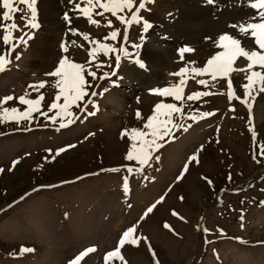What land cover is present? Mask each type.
Here are the masks:
<instances>
[{
  "label": "rangeland",
  "instance_id": "1",
  "mask_svg": "<svg viewBox=\"0 0 264 264\" xmlns=\"http://www.w3.org/2000/svg\"><path fill=\"white\" fill-rule=\"evenodd\" d=\"M133 2L131 11L118 14L131 17L139 5V0ZM49 3L53 10L45 8ZM76 4L88 7L87 0H36L38 27L32 28L25 26L30 17L26 5L16 0L13 7L24 11H9L13 19L5 21L6 9L0 0V55L11 60L7 70L0 72V99L15 98L0 104V111L4 107L25 111L28 105H21L18 98L28 93L26 99L43 95L40 110L54 115L59 108L48 111L49 105L62 106L64 101L62 96L55 99L59 77L46 73L52 72L62 57L95 71L97 77L110 74L93 80L84 73L93 85L88 92L103 94L92 99L97 107L88 106V111L95 112L93 116L72 106L70 110L80 118L65 128H59V118L53 124L39 112H33L31 124L0 120V169H4L0 172V264H69L88 247L96 251L78 264H106V253L114 251L122 232L138 221L136 233L129 238L137 243H126L120 249L123 259L110 257L107 264H264V155L259 154L264 145V93L254 86V99L248 98L252 104L249 112L241 102V85L248 82V73L232 71L213 80L210 73L191 72L193 67H205L214 53L224 51L212 42L221 34L238 37L230 25L258 22L250 21L257 10L246 0H215L211 5L207 0H154L140 11L141 22L127 27L110 12L97 15L102 9L94 7L91 17L100 23L97 27ZM109 19L113 27L105 26ZM145 21L150 24L147 31L142 27ZM13 22L19 28L9 31L5 44V27ZM113 30H120L116 40L101 39ZM84 33L117 49L123 46L132 55L121 56L117 68L116 53L105 56L83 38ZM136 44L140 47H133ZM184 46L193 51L181 60L177 50ZM242 46L253 48V39H242ZM90 49L97 50L94 58L89 56ZM147 50L166 56L165 61L147 58ZM248 63L238 57L233 68H246ZM97 64L103 66L97 68ZM181 68L188 69L182 74V101L150 91L178 84L181 76L171 74ZM252 71L264 70L254 67ZM201 79L207 87L198 83ZM229 80L240 100H228ZM41 81L48 83L38 92L28 87ZM204 91L214 94L187 101L188 95ZM161 102L183 104L185 112L193 115H214L193 121L179 120L174 114V120L183 123L187 131L172 129L174 139L159 141L163 146L153 152L143 172L130 174L128 167H140L135 160H126L131 129L148 132L143 125L154 105ZM64 119L67 122L72 117ZM60 148L66 150L55 155ZM193 154L198 161L183 171ZM13 161L18 163L13 166ZM116 168L120 171H111ZM161 197L162 202L156 204ZM153 204L156 207L144 217ZM22 247L35 251L21 254Z\"/></svg>",
  "mask_w": 264,
  "mask_h": 264
},
{
  "label": "snow or ice",
  "instance_id": "2",
  "mask_svg": "<svg viewBox=\"0 0 264 264\" xmlns=\"http://www.w3.org/2000/svg\"><path fill=\"white\" fill-rule=\"evenodd\" d=\"M16 2V0H2V6L6 11L3 12V20L7 21L9 19H13L9 15V11L12 12H23L24 9L22 8H16L13 7V4ZM71 3L72 0H69ZM248 6L253 9L257 10L255 15L250 17V21H258V22H247V23H240L235 25H230V27L236 29L238 31V37H233L229 34H221L217 40L212 41L213 45L215 47L223 48L224 51L222 52H216L209 59L206 61V66L202 68H195L193 67L191 69L192 73H195L197 75L210 73L213 80L219 77H227L230 72L232 71H241L246 72L248 75L246 76L247 83L242 84L241 87L243 89V99L242 103H245L249 109V112H251L252 104L248 103V98L254 99V86H258V90L260 93H264V71H252L254 67H258L261 70H264V0H246ZM18 3L26 5L27 9L30 12L29 17V23L25 26L36 28L38 27V24L35 23L36 18V9L34 7L36 0H18ZM148 3H154V0H139V5L136 7L135 11L132 12L131 17H126L124 15H119L118 13L123 12L125 9H128L131 11L134 6L133 0H87L88 7L86 8H80L79 4L75 5V8L79 10L83 15H85L89 22L92 24H95L97 27L101 26L100 23L91 17V10L94 7H99L102 9V11L96 13L99 16H103L104 13L110 12L112 16L116 17L117 20H119L122 24H130V23H140L141 17L139 16V13L141 10L145 9L146 5ZM208 4H214L215 0H207ZM65 18L68 19L67 14L65 15ZM21 19H24V16H21ZM107 27H113L112 20H108L106 25ZM142 27L145 31L150 27V24L145 21L142 24ZM19 26L13 22L11 25L5 27V35L3 37L4 43L7 44L9 42V31L18 29ZM127 29H125V35L123 36V40L126 42L128 40V36L126 34ZM74 34H79L78 32ZM120 35V30H113L105 37L101 38L102 40H116L117 37ZM83 38L88 41L90 44L97 45V50H102L103 54L105 56H108L110 53H116V67H119L120 61H121V54L123 56L128 57L132 55L128 52V50L121 46L119 49L109 46L106 43H101L100 39H90L89 34L84 33ZM207 40H212L211 37H207ZM242 39H253V48H248L247 46H242ZM20 41L23 43L24 39L23 37L20 38ZM135 48H139L140 45L136 44L133 45ZM13 48H15V45H13ZM63 50L66 52L68 49L66 46L62 45ZM259 49V51L257 50ZM97 50H89V56L95 57ZM178 55L180 56V59H184V54L186 52H191L193 49H191L188 46H184L177 50ZM238 57H244L250 63L247 64L246 68H240V69H234L233 64L236 61ZM16 60L20 59V56L17 55L15 57ZM134 62L139 65L141 68L145 67V64L139 60L135 59ZM11 60L7 58V55H0V72L6 71V64H10ZM189 63H195V62H189ZM102 64H97V68L102 67ZM108 67H111V65H108ZM187 68H181L178 72L172 73L171 75L175 76H181V79L179 80L178 84L168 85L164 88H157L150 90L153 94L160 95L162 97H172L175 101H182V88L185 85V80L182 77V74L187 72ZM87 72L88 76H91L93 80L96 79H106L109 77V73H104L103 76L97 77V74L95 71L91 69H86L84 65L71 62L68 60L67 57H62L58 61V66L49 73H46L47 76L50 77H59V80L57 81L56 87L59 89V94L55 95L56 100H60L61 96L63 97V105H58L57 103L53 102L49 105L48 111H52L55 109H58V111L55 112L54 115L49 116L48 112L41 111L40 105L41 101L44 99L43 95H40L37 99H26V93L25 95H22L18 98L19 103L21 105H28V108L20 112L18 108H8L4 107L2 111H0V120H3L5 122H8L9 119L15 120L17 123H19L21 120L28 121L29 124L33 122V112H39L41 116H43L46 120L51 121L53 124L57 123V120L59 118V128H65L68 125L75 122L76 119H79L80 117L73 113L70 109L72 106H75L76 108H79L81 113H86L87 116H93L95 115V112L88 111L89 104L92 105V107H97L94 101L92 100H85V97L92 96L95 97L97 95H102L103 93H97L96 91H91V93L88 92V88L93 87L91 82L87 81L85 78L84 73ZM115 74V73H112ZM255 78V79H253ZM47 81H41L38 84L29 85V88H32L34 91H39L41 88H44L47 85ZM198 83L200 85H203L205 87L208 86L207 82L203 79L199 80ZM214 86V85H213ZM228 91L226 93L227 98L229 101H232L233 99L240 100V96H236L235 92L233 90V84L232 81L229 80L227 83ZM105 92L107 89L104 90ZM210 93L208 91L204 92H194L187 96V101H192L197 99L201 96H208ZM221 95L225 93H220ZM15 99L13 96H5L2 99H0V104H6L9 101H12ZM166 110V111H162ZM234 110V109H231ZM12 113L15 114L12 117H9L8 114ZM176 114L177 119L182 120L184 118L191 119L193 121H196L198 119H203L209 116L214 115L212 112H202L197 115H193L191 113H187L184 110L183 104L178 106L176 103H157L154 105L153 114L147 118L146 123H144L143 128L148 129V132L142 131L140 129H131V135L130 139L132 140V144L126 154V160L127 161H136L140 167L139 168H133L128 167L126 171L128 173H134L137 171L143 172L144 167L149 165L150 160L152 159V154L154 151L158 150L160 147L163 146V144L159 143V141H165V138H173L174 135L172 132V129H183L184 131H187V127L183 123H178L176 120H174L173 116ZM136 116L138 119H141V113L139 110L136 112ZM65 117H72V119H68L67 122H65ZM162 117V118H159ZM190 126V125H189ZM128 130H124V134H127ZM92 135V134H90ZM149 137V138H145ZM253 139H255V134H253ZM139 141V143H137ZM67 147H75V145H68ZM203 146H201L202 150ZM66 148H60L56 150L55 155H59L61 152L65 151ZM49 153L52 152L51 149L47 150ZM259 154L264 155V145L259 147ZM255 158V157H254ZM155 159H159V157H155ZM194 161H198V157L196 154H193L189 157L188 162H186L183 171H186L188 168V164ZM18 163V161H13V166ZM4 169H0V172H3ZM113 172H119L120 169H111ZM180 177H178L179 179ZM211 183V181H209ZM124 188L125 191L127 190V177H124ZM163 197H161L160 200L156 202V204L162 202ZM156 204H153L149 206L145 212L143 213V216L146 217L149 213L153 211V209L156 207ZM173 215H178L177 213L173 212ZM183 219V218H181ZM139 221L137 222V224ZM137 224H133L132 226H129L126 230H124L121 234V237L118 240V245L114 251H109L105 255V262L107 264V261L110 257H119L123 259V257L120 254V249L125 246L126 243L129 244H136L137 240L135 238L129 239L130 237H133V234L137 231ZM166 228H169L170 226L166 223ZM207 231V229H205ZM35 250L32 248H26L22 247L20 249L21 254L25 252H34ZM96 249L94 247H88L85 250L81 251L78 255H76L73 260L69 261V264H78L79 261L85 256H87L89 253L95 252Z\"/></svg>",
  "mask_w": 264,
  "mask_h": 264
},
{
  "label": "bare ground",
  "instance_id": "3",
  "mask_svg": "<svg viewBox=\"0 0 264 264\" xmlns=\"http://www.w3.org/2000/svg\"><path fill=\"white\" fill-rule=\"evenodd\" d=\"M44 1V0H43ZM46 1H49V0H46ZM48 7H51V10H53L54 9V7H53V5H50V3L49 4H45V8L48 10ZM52 17V16H51ZM54 17V16H53ZM52 19V18H51ZM54 19V18H53ZM243 20V19H242ZM43 53V52H42ZM45 53H47V52H45ZM46 56V55H45ZM150 57V59L151 60H153V61H158V60H163V61H165L164 60V58L166 57V56H160V54L159 53H155L154 51H151V50H147V58H149ZM46 66L47 67H50V65H49V62L46 64Z\"/></svg>",
  "mask_w": 264,
  "mask_h": 264
}]
</instances>
